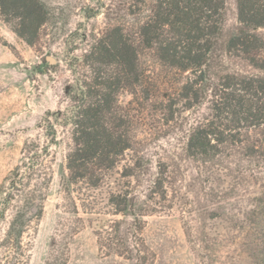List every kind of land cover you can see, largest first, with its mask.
I'll use <instances>...</instances> for the list:
<instances>
[{"label": "rangeland", "instance_id": "374dc122", "mask_svg": "<svg viewBox=\"0 0 264 264\" xmlns=\"http://www.w3.org/2000/svg\"><path fill=\"white\" fill-rule=\"evenodd\" d=\"M153 1L43 0L51 20L34 46L0 13V188L24 162L28 142L48 146L45 159L52 166L44 213L30 236L28 264H136L116 251H100L96 230L121 220L127 231L132 218L115 215L111 194L132 182L144 200L158 175L166 180L165 197L150 203L140 232L148 264H256L251 252L260 243L261 227L253 222L264 213V162L246 156L243 146L230 145L211 159L189 157L188 138L209 118V106L187 109L181 97L187 73L163 65L150 51L140 55L142 83L117 94L132 149L99 188L68 182L69 87L84 70L80 58L106 28H131L134 14ZM227 9L224 39L239 27L236 0H229ZM257 34L263 36L264 30ZM225 69L264 77V70L237 57H228ZM126 166L134 167L137 182L123 177Z\"/></svg>", "mask_w": 264, "mask_h": 264}, {"label": "trees", "instance_id": "16d2710c", "mask_svg": "<svg viewBox=\"0 0 264 264\" xmlns=\"http://www.w3.org/2000/svg\"><path fill=\"white\" fill-rule=\"evenodd\" d=\"M228 1L154 0L134 14L131 28L108 27L95 38L80 58L84 69L80 78L69 87L73 141L66 157L69 184L99 188L132 149L117 94L142 83L144 51L152 52L163 65L187 73L181 90L187 109L209 106V118L188 138L189 157L211 159L230 145L243 146L246 156L264 162V77L225 69L226 59L237 57L264 70V35L257 34L264 30V0H236L239 27L224 39ZM0 13L30 46L51 20L43 0H0ZM41 147L26 143L24 162L0 188V264H28L30 236L43 216L52 181V166L45 159L49 148ZM133 171V166H126L123 177L137 182ZM131 183L109 199L115 215L132 218L130 228L124 231L121 220H109L96 236L100 251H116L136 264H148L149 255L139 246L143 218L155 197H165L166 180L158 175L144 200ZM260 202L264 208V200ZM253 223L261 227V240L251 257L264 264V213ZM130 241L135 245L130 246Z\"/></svg>", "mask_w": 264, "mask_h": 264}, {"label": "water", "instance_id": "95a60500", "mask_svg": "<svg viewBox=\"0 0 264 264\" xmlns=\"http://www.w3.org/2000/svg\"><path fill=\"white\" fill-rule=\"evenodd\" d=\"M49 60H50V62L55 63V60L54 59H49Z\"/></svg>", "mask_w": 264, "mask_h": 264}]
</instances>
